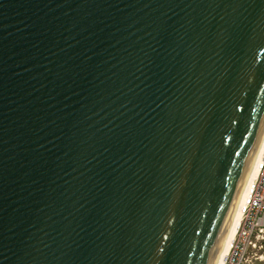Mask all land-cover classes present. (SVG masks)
<instances>
[{"label":"water","instance_id":"obj_1","mask_svg":"<svg viewBox=\"0 0 264 264\" xmlns=\"http://www.w3.org/2000/svg\"><path fill=\"white\" fill-rule=\"evenodd\" d=\"M264 134V0H0V264H216Z\"/></svg>","mask_w":264,"mask_h":264},{"label":"built area","instance_id":"obj_2","mask_svg":"<svg viewBox=\"0 0 264 264\" xmlns=\"http://www.w3.org/2000/svg\"><path fill=\"white\" fill-rule=\"evenodd\" d=\"M253 238L256 241H253ZM260 238L264 240V152L259 173L243 209V219L233 248L225 264H240L244 255L257 249Z\"/></svg>","mask_w":264,"mask_h":264},{"label":"bare ground","instance_id":"obj_3","mask_svg":"<svg viewBox=\"0 0 264 264\" xmlns=\"http://www.w3.org/2000/svg\"><path fill=\"white\" fill-rule=\"evenodd\" d=\"M263 152H264V134L255 158V161L252 165L246 186L244 188L243 194L241 196V199L239 201V204L237 206V209L235 211L231 226L229 228L226 240H225V244L222 248V251L220 253V256L218 258V261L216 264H225L228 256L231 253V250L233 248L234 242L236 241V237L237 234L239 232V228L241 226V222L243 219V209L246 205V202L249 198L250 195V191L251 188L253 186V184L255 183L258 173H259V166L261 164L262 161V157H263ZM259 164V165H258Z\"/></svg>","mask_w":264,"mask_h":264},{"label":"rangeland","instance_id":"obj_4","mask_svg":"<svg viewBox=\"0 0 264 264\" xmlns=\"http://www.w3.org/2000/svg\"><path fill=\"white\" fill-rule=\"evenodd\" d=\"M253 241L255 242L256 239L253 238ZM257 244H258L257 250L260 251L259 252V256H260L259 260L260 261L258 263L264 264V260L261 261V259H262L261 256H264V253H262V252H264V240H263V238H260L259 241H257ZM253 251H255V250H253V248L250 247V251H248V253L242 257L240 264H253V262H254L253 257H252Z\"/></svg>","mask_w":264,"mask_h":264},{"label":"flooded vegetation","instance_id":"obj_5","mask_svg":"<svg viewBox=\"0 0 264 264\" xmlns=\"http://www.w3.org/2000/svg\"><path fill=\"white\" fill-rule=\"evenodd\" d=\"M259 252L260 251H258L257 249H255V251L252 252V257H253V260H254L253 264H259L258 263L260 261L259 260L260 259ZM262 253H264V252H262ZM261 258H262L261 261H263L264 260V256H261Z\"/></svg>","mask_w":264,"mask_h":264}]
</instances>
